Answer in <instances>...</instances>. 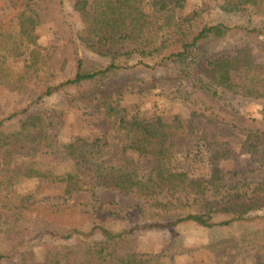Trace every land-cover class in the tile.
I'll use <instances>...</instances> for the list:
<instances>
[{
	"label": "trees",
	"instance_id": "obj_1",
	"mask_svg": "<svg viewBox=\"0 0 264 264\" xmlns=\"http://www.w3.org/2000/svg\"><path fill=\"white\" fill-rule=\"evenodd\" d=\"M4 1L18 25L0 27V87L20 99L0 120V172L8 173L0 183V231L10 235L0 264H174L162 253L141 255L123 234L185 224L232 234L218 251L220 264H264V131L233 147L205 113L168 121L122 105L131 92L164 80L160 70L167 81L212 98L227 90L257 95L264 0H197L187 16V0ZM76 19L85 25L81 32ZM235 73L244 76L241 86ZM62 99L95 111L113 131L88 136L77 127L64 147L54 107ZM225 160L245 173L240 187L229 186L219 163ZM28 180L64 183L67 196L90 181L150 202L129 214L103 206L89 213L73 202L54 207L21 193ZM166 192L185 199H159ZM61 230H71L67 242L55 239ZM38 246L45 248L42 262L33 257Z\"/></svg>",
	"mask_w": 264,
	"mask_h": 264
},
{
	"label": "rangeland",
	"instance_id": "obj_2",
	"mask_svg": "<svg viewBox=\"0 0 264 264\" xmlns=\"http://www.w3.org/2000/svg\"><path fill=\"white\" fill-rule=\"evenodd\" d=\"M197 2V0H187L183 12L185 16L194 12ZM5 4L4 0H0V27L17 30L16 11L7 9ZM69 4L72 6L71 2ZM227 18L232 22H236L239 18L247 19L245 15ZM76 22L78 31H83L85 25L79 19H76ZM16 71L20 72L21 68L16 67ZM157 76L164 80L156 84L154 89L144 87L142 93L139 90L131 92L125 97L122 105L130 111H139L143 116L159 113L168 121L173 120L176 114L188 117L193 114V111L205 113L222 124L226 133L225 140L229 139L233 147H238L251 132L264 131V117L261 114L264 108V84L260 86L254 97H244L236 91L227 90L222 98H212L193 88L187 82H182L180 85L167 81L165 70L158 71ZM243 81L242 73L234 74L236 86H241ZM19 99L15 92L8 90L7 86L0 87V120L7 116L6 109ZM55 103V112L60 115V138L62 145L66 148H70L73 144L72 131L77 127H80L88 136L109 134L113 131V124L106 119L100 121V115L95 114V111L83 108L82 105L67 106L63 99ZM223 144L227 146L225 141ZM245 159L246 156H243L240 162L245 164ZM219 163L225 169L229 186L240 187V179L245 173L239 170L238 164L229 160L219 161ZM198 165H201L202 170L201 162ZM6 175H8L6 171L0 172V183ZM85 184L83 189L69 196L66 195L65 184L58 182L28 180L22 183L19 189L24 194H35L50 206L63 208L73 202L83 205L84 210L89 213H92L94 208L103 206L116 214H129L139 206L145 208L150 202L149 198L138 196L135 193L93 187L90 181ZM214 197L222 199L220 195ZM180 198L185 199V194L166 192L159 196L162 201L172 203ZM5 213V209L0 208V222L5 219L2 217ZM70 231L64 233L61 230L55 239L59 242H67L66 236L70 234ZM223 233V231L215 233L214 230L185 224L169 229L133 230L124 233L123 240L136 242L137 250L141 255L162 253L168 256L174 264H220L221 258L218 251L232 237V234L223 235ZM9 238V234L0 231V247ZM33 257L37 262H42L45 259V248L36 247ZM4 264L8 263L4 261Z\"/></svg>",
	"mask_w": 264,
	"mask_h": 264
}]
</instances>
